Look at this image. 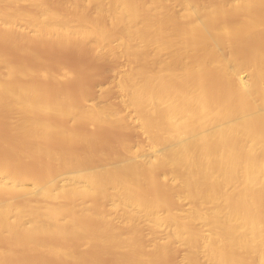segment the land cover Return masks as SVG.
Returning <instances> with one entry per match:
<instances>
[{
  "label": "bare ground",
  "instance_id": "bare-ground-1",
  "mask_svg": "<svg viewBox=\"0 0 264 264\" xmlns=\"http://www.w3.org/2000/svg\"><path fill=\"white\" fill-rule=\"evenodd\" d=\"M176 255L264 264V0H0V264Z\"/></svg>",
  "mask_w": 264,
  "mask_h": 264
},
{
  "label": "rangeland",
  "instance_id": "rangeland-1",
  "mask_svg": "<svg viewBox=\"0 0 264 264\" xmlns=\"http://www.w3.org/2000/svg\"><path fill=\"white\" fill-rule=\"evenodd\" d=\"M38 45H40V46H38ZM41 45H43V47L41 46ZM45 44H36V45H34V47H36V48H34V50L35 51H37L38 53H40L41 55H43L44 56V58L45 59H47L49 62H51L52 63V61H54V65H56L57 64V66H55V68H57L58 67V69H59V66H61V65H63L62 67H64V68H68L69 66V68L68 69H72V70H74L75 68L77 69L76 71H77V73H78V77H77V79H76V82L75 81H72V80H66L65 82H64V85H66V87L69 89V90H71L72 92H75L76 90H78L77 89V87H79V84H83L84 83V85H86V83L87 82H91V83H95L96 85L94 86V88L93 87H91L90 85H88V83H87V86H90L89 88L90 89H94V91H92V90H90V92L91 93H93V92H95V93H93L92 94V97H93V102H97V103H99V104H101V105H103L104 103L106 104V103H109V102H111L112 101V98H110V97H104L103 96V92H102V90L104 91L105 89H107V88H110V87H113V79H112V76L114 75L113 74V72H111V71H109L111 74H113V75H111V74H108L107 75V73L106 72H108V70L110 69L111 70V68H113V69H115L116 70V68H115V64L113 63V62H107L106 60H103V62H102V60L100 61L99 59H97L96 61H94L96 58L92 55V53H90V52H88L90 55H92L93 56V58H92V56H90L88 53H86V52H84V51H79V52H81L80 54H79V52L77 51V50H75V49H71L70 47H67V49H66V47H64V48H61L60 49V47H58L59 48V50L60 51H58V48L57 47H49V46H47V45H45ZM41 47V48H40ZM39 48V49H38ZM48 48V49H47ZM57 48V49H56ZM43 49V50H42ZM62 49H64L63 51H62ZM66 49V50H65ZM47 50V51H46ZM50 50V51H49ZM52 50V51H51ZM62 51V52H61ZM78 52V53H77ZM84 52V53H83ZM17 53L18 52H14L13 53V55L16 57V59H18V60H22V59H25L24 57L25 56H23L22 54H20V53H18V55H17ZM16 54V55H15ZM84 54V55H83ZM22 55V56H21ZM79 55V56H78ZM88 55V56H87ZM90 56V57H89ZM20 57H22V58H20ZM95 58V59H94ZM94 59V60H93ZM52 60V61H51ZM56 60H57V62H56ZM99 63H98V62ZM56 62V63H55ZM92 62H97V63H91ZM59 63H61V64H59ZM53 64V63H52ZM59 64V65H58ZM91 64V65H90ZM114 64V65H113ZM79 65V69L80 68H82V69H80V72H78L79 71V69H78V66ZM122 67L120 66V67H118L117 68V72L115 71V70H113L112 69V71H115L114 73L117 75V73L119 74V72L120 73H122V72H124L125 70H126V66H123V65H126V62H124V61H122ZM82 66V67H81ZM92 66H94V67H96V68H94V69H92ZM114 66V67H113ZM83 67H85L86 69H84ZM74 68V69H73ZM125 68V69H124ZM84 69V70H83ZM92 69V70H91ZM98 70V71H94V70ZM57 70V69H56ZM85 71L84 73H82L81 71ZM105 71V72H103V71ZM107 70V71H106ZM59 71V70H58ZM89 71V72H88ZM92 71V72H91ZM94 71V72H93ZM100 71V72H99ZM91 72V73H90ZM98 72V73H97ZM86 73H88V74H86ZM104 73V74H103ZM106 73V74H105ZM96 74H97V76L98 77H96ZM99 74H101V75H99ZM81 75V76H80ZM104 75H105V77H104ZM110 75V76H109ZM110 78H109V77ZM115 76V75H114ZM80 77V78H79ZM100 77V78H99ZM107 77V78H106ZM97 78V79H96ZM98 78H99V80H98ZM102 78V79H101ZM97 80L98 81V84H97V82H93L94 80ZM111 79V80H110ZM90 83V84H91ZM94 85V84H93ZM101 95V96H100ZM102 97V98H101ZM105 98V99H104ZM110 99H111V101H110ZM88 126H86V128H87ZM110 130V129H109ZM114 131V132H113ZM117 131V130H116ZM115 130H113V129H111V132H113V133H116L115 135H113V134H111V132L110 131H105V132H107V134L105 135L106 137H107V135H108V133H109V136H110V134L111 135H113L114 137H117L116 135H117V133H118V131L116 132ZM130 133V132H129ZM119 134V133H118ZM126 134H128V133H126ZM126 134L124 135V136H126ZM128 135L130 136V137H128ZM126 137L127 138H129V140H132L134 143H136L137 141L138 142H140V141H142V142H144L146 139H144V137L142 136H139V135H137V134H133V132L132 133H130V134H128ZM137 135V136H136ZM113 136H111V137H109L110 139H112V137ZM131 136H133V137H131ZM137 137V138H135V137ZM114 137H113V139L112 140H114ZM133 138H135V139H137L136 141H135V139H133ZM139 138V139H138ZM142 140H141V139ZM137 142V143H138ZM139 144V143H138ZM127 159V158H126ZM125 159V160H126ZM102 166H105V165H99L98 167H102ZM186 203V202H185ZM186 205V208L188 207V203H186L185 204ZM162 235V234H161ZM165 234L163 233V235L162 236H164ZM180 254H182L181 252H180ZM182 256V255H181ZM177 258H178V260H177ZM181 259H182V257H180V255L178 256V255H176V257H175V260L174 261H179L178 263L179 264H182V261H181ZM177 263V264H178ZM173 264V263H172ZM174 264H176L175 262H174Z\"/></svg>",
  "mask_w": 264,
  "mask_h": 264
}]
</instances>
